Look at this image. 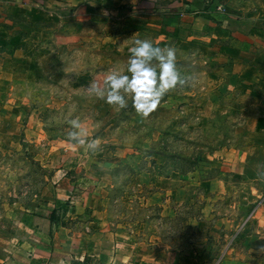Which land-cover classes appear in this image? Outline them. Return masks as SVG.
I'll return each instance as SVG.
<instances>
[{"label":"rangeland","instance_id":"1","mask_svg":"<svg viewBox=\"0 0 264 264\" xmlns=\"http://www.w3.org/2000/svg\"><path fill=\"white\" fill-rule=\"evenodd\" d=\"M138 38L185 78L147 116L88 91ZM31 209L62 264H264V0H0V255Z\"/></svg>","mask_w":264,"mask_h":264},{"label":"clouds","instance_id":"2","mask_svg":"<svg viewBox=\"0 0 264 264\" xmlns=\"http://www.w3.org/2000/svg\"><path fill=\"white\" fill-rule=\"evenodd\" d=\"M129 51L126 69L109 70L102 85L93 81L88 91L119 108L127 107L131 100L137 113L147 116L169 90L185 83L177 67V49L172 45L161 48L149 39L138 38ZM68 123L73 129L67 133L70 141L84 144L79 118H72ZM89 146L95 148L96 141Z\"/></svg>","mask_w":264,"mask_h":264},{"label":"crops","instance_id":"3","mask_svg":"<svg viewBox=\"0 0 264 264\" xmlns=\"http://www.w3.org/2000/svg\"><path fill=\"white\" fill-rule=\"evenodd\" d=\"M40 210H27L25 211L19 220V225L27 232V235L20 240L16 254L10 256L0 255V264H62V260L65 259V256H52L47 255L45 257L40 256V248L43 246V242L39 238V235L43 231V224L45 217H42ZM64 242V243H63ZM61 242L60 244L65 243H78L75 239H69ZM52 247V242L49 243ZM83 246V243L81 242ZM93 246V243L90 244ZM100 245V244H99ZM81 255L75 257V259H80L83 261L84 256ZM158 261H154L156 264ZM152 263V264H153ZM183 258H176L174 264H183ZM137 264V263H130ZM164 264H173V260H165Z\"/></svg>","mask_w":264,"mask_h":264}]
</instances>
